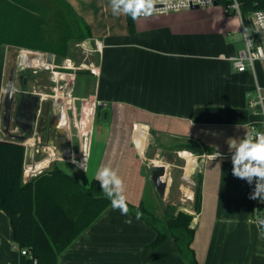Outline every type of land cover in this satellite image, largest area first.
Returning a JSON list of instances; mask_svg holds the SVG:
<instances>
[{
    "label": "crops",
    "instance_id": "crops-1",
    "mask_svg": "<svg viewBox=\"0 0 264 264\" xmlns=\"http://www.w3.org/2000/svg\"><path fill=\"white\" fill-rule=\"evenodd\" d=\"M66 1L91 27L92 36L82 40L92 46L94 39L101 41L92 63L97 72L88 67V73L77 75L74 95L65 101L71 156L46 157L44 166L42 158L28 160V144H22L23 179L35 175L26 176L28 163L46 170L57 166L88 187L101 168L110 167L131 203L150 193L147 182L152 185L151 194L161 199L154 209L162 220L168 206L193 210L198 264H264V235L250 218L252 184L232 174L228 145L262 120L248 107L255 75L248 68L238 71L230 59L244 47L238 17L217 3L140 17L130 30L125 14H112L110 0ZM23 3L0 0V140L5 139L1 114L10 55L36 50L24 45L41 38L42 2ZM25 15L32 18L29 25ZM260 63L264 72V60ZM81 75L89 79L78 86ZM27 81L26 90L37 92L27 89ZM137 126L147 134L141 151L134 141ZM182 140L208 147L202 154L192 152L197 162L191 181L174 173L185 171L182 149L175 146ZM217 152V159L207 156ZM154 160L167 164L164 199L150 179ZM197 173L202 175L199 212L193 209ZM156 234L144 219L110 204L61 252L58 264H182L173 237L152 245ZM19 249L9 216L0 208V264H21Z\"/></svg>",
    "mask_w": 264,
    "mask_h": 264
},
{
    "label": "trees",
    "instance_id": "trees-1",
    "mask_svg": "<svg viewBox=\"0 0 264 264\" xmlns=\"http://www.w3.org/2000/svg\"><path fill=\"white\" fill-rule=\"evenodd\" d=\"M12 1L24 4L23 0ZM52 1L61 5V8L65 9L68 14L69 33L60 39L57 45L49 37L46 20L41 16V38L26 43L24 46L65 57L68 51V40L71 38L82 40L92 36L91 27L66 0ZM238 1L243 18H248L254 10L264 9V0ZM218 3L221 2L218 1ZM29 17L25 15L27 24H30V19H32ZM126 19L131 30L134 19L128 15ZM30 28L28 26V30ZM1 42L3 40L0 39V44ZM88 72V70L78 71L77 74ZM255 73L257 81L264 85V72L259 61L255 62ZM186 142L179 146L196 154H202L204 149L208 148L196 142L188 140ZM24 152L25 148L19 142L0 140V208L9 216L14 241L20 248L28 247L32 257L36 259L35 264H58L61 252L111 202L101 191L96 178L91 180L88 187H84L74 176L57 166L44 169L24 180ZM148 184L150 183L147 182V188ZM201 186L202 175L197 173L193 201L195 212L200 211ZM126 203L127 212L144 219L155 228L157 234L152 245H157L166 237L172 236L182 258V264H198L192 247L194 228L191 222L194 216L191 213L185 211L184 208L168 206L163 213L162 220L154 209L153 199L143 197L137 204L127 200ZM21 257V264H34L32 258L25 255Z\"/></svg>",
    "mask_w": 264,
    "mask_h": 264
},
{
    "label": "water",
    "instance_id": "water-1",
    "mask_svg": "<svg viewBox=\"0 0 264 264\" xmlns=\"http://www.w3.org/2000/svg\"><path fill=\"white\" fill-rule=\"evenodd\" d=\"M217 4L216 1L213 2ZM199 8L197 5L191 9ZM39 51H28L19 49L11 53L7 69L6 81L3 88L1 135L5 141H16L25 144L30 138L33 142L26 147V158L33 157L41 159L49 156L52 152L56 158H69L71 156V140L68 125L62 123L60 107L53 99L48 97L41 100L38 92L26 90L27 73L30 69L37 67L29 63L30 59ZM21 53L28 54V61H21ZM47 60L53 61V54H47ZM21 80V84L19 83ZM17 84L21 85L17 88ZM47 108L44 119L41 112ZM14 124L19 132L11 131ZM49 148L51 151H49ZM150 179L158 196L165 198L167 189V168L164 164L152 163L150 165Z\"/></svg>",
    "mask_w": 264,
    "mask_h": 264
},
{
    "label": "built area",
    "instance_id": "built-area-1",
    "mask_svg": "<svg viewBox=\"0 0 264 264\" xmlns=\"http://www.w3.org/2000/svg\"><path fill=\"white\" fill-rule=\"evenodd\" d=\"M214 1H216L217 3L218 1L221 2L222 5L224 6L225 11L233 13L238 17L240 21V32L244 42V47L230 57L233 67L238 71H244L245 69L248 68L253 72L256 78L255 62L257 61L260 62L264 60V9L254 10L248 18H243L241 5L238 0H169L170 5H172L171 7L166 6L165 4L162 3H158L156 5L158 11H156L154 14L189 10L194 5H197L198 7H207L213 5ZM233 4H237L238 7L233 8L232 7ZM166 7H167L166 11H159V9H163ZM100 45H101V41H99L98 39H94L93 47L86 48L84 50L89 51L88 49H90V51H99ZM28 51H32V50H28ZM44 59L46 61V66H40L35 68L34 70H37L38 68L53 69L56 67H61V68L69 67V65L66 64H62L61 66H58L54 64V60L48 61L47 58ZM90 71L91 73H96L93 69L92 63L90 64ZM54 77L55 75L52 77L53 80H55ZM39 94L41 96V100H44L42 99L44 94L40 92ZM52 95H57L55 89H54V94ZM57 103L60 107L61 117L63 115L66 116L67 125H68V116L66 113L65 101L59 99ZM248 107L252 111V113H260L262 115V120L258 123L252 124L250 126V130L252 128H256L258 131L264 132V85H261L257 81V78L255 81L254 88L248 94ZM189 153L195 157L194 153H192L191 151H189ZM207 156L210 157L214 155L207 154ZM41 171L42 169L39 170V172ZM254 187H255V181H253L252 183V192L254 191ZM251 208L256 225L258 226L260 232L264 233V225H259L257 223L258 218H264V202L260 201L259 199H251ZM19 251L22 255L32 258L34 264L36 263V259L32 257L28 247H22L19 249Z\"/></svg>",
    "mask_w": 264,
    "mask_h": 264
},
{
    "label": "clouds",
    "instance_id": "clouds-1",
    "mask_svg": "<svg viewBox=\"0 0 264 264\" xmlns=\"http://www.w3.org/2000/svg\"><path fill=\"white\" fill-rule=\"evenodd\" d=\"M158 3L171 7L169 0H110L112 14H125L132 19L148 17L158 11ZM237 8V4L232 5ZM166 8L159 11H166ZM231 152L232 174L249 184L255 181L254 191L250 199H259L264 202V132L256 128L246 130L241 139L228 140ZM221 154L215 153L213 159ZM100 184L101 191L110 200L114 209H119L122 214H127L128 208L124 195V184L122 179L110 167L101 168L95 177ZM139 216V214H138ZM257 223L264 225V218H258ZM264 235V233H262Z\"/></svg>",
    "mask_w": 264,
    "mask_h": 264
},
{
    "label": "rangeland",
    "instance_id": "rangeland-1",
    "mask_svg": "<svg viewBox=\"0 0 264 264\" xmlns=\"http://www.w3.org/2000/svg\"><path fill=\"white\" fill-rule=\"evenodd\" d=\"M33 1V0H32ZM34 1H39L41 3V8H42V16L46 20V27L48 28V35L49 37L52 38V41L54 40L57 45L60 42V39H62L65 35L69 33L68 31V26H69V16L66 14L65 9L61 8V5H59L56 1L52 0H34ZM221 3H218V6H221ZM198 9H202L199 7ZM170 13H175V12H170ZM163 14V13H161ZM166 14V13H165ZM248 17V16H247ZM67 28V29H66ZM85 42V43H84ZM54 43V42H53ZM68 45V51L67 55L65 57H60L56 55L54 59V64L61 66L62 64H68L70 65L68 68H61V67H56L53 69H45V68H38L37 70H28L29 78L27 81V89L28 90H36L37 92H40L44 95H49V96H56L52 95L54 94V89L57 92V96L61 97L62 101H66L67 97L73 96V89H74V81L77 77L78 71H85L90 67L91 63L96 62V53L97 51H85L84 49L86 48H92V45H89L86 43L84 40H76L74 38H71L67 42ZM17 51V50H16ZM40 53L43 54V51L39 50ZM43 54V57L46 58V53ZM67 72L69 75H67L66 79H64V74H59V72ZM58 72V73H56ZM55 75L54 79L52 77ZM61 78V79H60ZM83 79H89L87 77H83L82 75L78 77V86H80L81 81ZM73 93V94H71ZM66 118L65 115L61 117ZM12 125V124H11ZM75 138V136H74ZM187 140H182L180 142H175L176 147H180L181 149H186L183 148L182 146H179L183 143H187ZM188 150V149H186ZM189 151V150H188ZM195 155V154H194ZM159 158V157H158ZM45 159V158H42ZM41 159V160H42ZM167 159V158H166ZM163 161H166L163 158ZM183 165V163H182ZM53 166H50L47 169H51ZM173 168L172 166L169 168ZM176 169V168H175ZM174 169V170H175ZM44 170V169H42ZM173 170V171H174ZM179 170V169H178ZM177 170V175H182L183 170H180V172ZM193 170V168H192ZM191 170V171H192ZM40 172H37L38 174ZM190 175H192L190 173ZM150 187V193L145 194V198L148 199H153V204L157 207L160 208V202L161 199L157 198L155 192L151 194V184H148V188ZM154 206V207H155ZM250 218L254 220V216L252 214V211L250 210Z\"/></svg>",
    "mask_w": 264,
    "mask_h": 264
},
{
    "label": "bare ground",
    "instance_id": "bare-ground-1",
    "mask_svg": "<svg viewBox=\"0 0 264 264\" xmlns=\"http://www.w3.org/2000/svg\"><path fill=\"white\" fill-rule=\"evenodd\" d=\"M36 53H39V52H36ZM28 58H29L28 54L21 53V58H20L21 61L27 62ZM29 63L32 66H35V67L46 66V61L43 58V54H41V53L35 55L33 57V59H30ZM66 65H68V64L66 63ZM48 67H51V66H48ZM93 69H94L95 72H97L96 66H93ZM59 74H64L63 75L64 79H66L67 78L66 76L69 75V73H67V72H59ZM48 97L53 99L55 101V103H57V101L59 99H61V97L57 96V95L56 96L43 95L42 99H47ZM61 120H62L61 121L62 123H66L67 124V119L66 118H62ZM146 136H147L146 131L143 128H141L140 126H137L135 131H134V141H135V144H136L137 148L140 151L145 146ZM32 142H33V138H30L27 142H25V144H30ZM49 151H51L50 148H49ZM179 154L181 155V157H183L185 159V165H184L185 171L183 172V175L188 181H191L190 178L188 177V175L191 173L192 166L195 165L197 161H196L195 157L193 155H191L189 153V151L186 150V149L180 150ZM46 157L52 159V158H55V155L52 152H50V155L46 156ZM46 157H43V158H46ZM44 161H45V159H44ZM154 161L157 164H161V163L164 164L166 166V168H167V164L166 163H163V162L157 161V160H154ZM46 162L47 161H45L44 163H46ZM44 163H42L41 165H43ZM47 164H48V162L46 164H44V166H46ZM40 169H38V167H36V164L32 165V164L28 163L25 166V174H26V176H29L31 174H36L37 172H39ZM183 208H184L185 211L193 213V210H191V208H189L187 206H184Z\"/></svg>",
    "mask_w": 264,
    "mask_h": 264
},
{
    "label": "flooded vegetation",
    "instance_id": "flooded-vegetation-1",
    "mask_svg": "<svg viewBox=\"0 0 264 264\" xmlns=\"http://www.w3.org/2000/svg\"><path fill=\"white\" fill-rule=\"evenodd\" d=\"M28 73V72H27ZM19 83L21 84V80H19ZM47 114V108L45 107L42 112H41V117L42 119H44L46 117ZM11 128L14 132H19V130L15 127V125L12 123Z\"/></svg>",
    "mask_w": 264,
    "mask_h": 264
}]
</instances>
